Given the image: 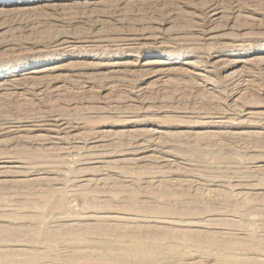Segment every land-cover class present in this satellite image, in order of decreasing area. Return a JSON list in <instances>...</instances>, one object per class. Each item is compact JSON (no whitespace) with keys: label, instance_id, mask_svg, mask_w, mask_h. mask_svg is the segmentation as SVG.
I'll return each mask as SVG.
<instances>
[{"label":"rangeland","instance_id":"1","mask_svg":"<svg viewBox=\"0 0 264 264\" xmlns=\"http://www.w3.org/2000/svg\"><path fill=\"white\" fill-rule=\"evenodd\" d=\"M59 119L66 139L38 136ZM0 165V225L14 228L0 264H111L86 255L136 242L60 227L70 217L228 213L259 229L264 0H0ZM30 165L44 190L17 181ZM149 232L151 260L177 263Z\"/></svg>","mask_w":264,"mask_h":264},{"label":"bare ground","instance_id":"2","mask_svg":"<svg viewBox=\"0 0 264 264\" xmlns=\"http://www.w3.org/2000/svg\"><path fill=\"white\" fill-rule=\"evenodd\" d=\"M63 119L57 120L56 128H53L52 126H48L47 130H45V133L42 135H38V136L39 137L41 136L45 139L47 138L50 142L52 141L53 143H57V141L66 139V136L64 135L65 133L63 134L62 130H64L65 128L67 129V124H69V122H67L68 120L66 121ZM27 121H29V119ZM30 121H33V120H30ZM46 123H48V121ZM36 124L31 123V125L33 126H35ZM48 125H50V123ZM10 130L11 129H9V131ZM67 137H68V134H67ZM53 150L56 151L58 150V148L53 149ZM144 157L145 156L142 155V157L141 156L137 157V159L140 160L141 158H143L144 160L145 159ZM102 161L103 160L101 159V162ZM153 161H156V160L154 159ZM107 163L109 162L107 161ZM126 163H129V162L127 161ZM156 163L158 166V162ZM28 166H24L23 171L19 172L20 176H23V174L25 173L24 178L21 180L18 179L17 181H31L32 179H35V178L29 177L30 175L34 174V170L33 168H31V165L30 167ZM154 166L156 167V164ZM4 167L5 166L0 165V168H1L0 172L2 173L4 172V169H3ZM9 167H14V166L9 165ZM141 167H146V165L143 164V166ZM151 167L152 166H150V168ZM106 168L108 167L106 166ZM262 168L263 167L258 168L257 166V170L258 169L260 170ZM108 170L110 169L108 168ZM10 171L14 172V169ZM243 177L246 178V175ZM241 179L243 178L241 177ZM35 180H39V185L41 186V187L39 186L40 189L44 190L43 185L49 186L48 177L47 178L38 177ZM56 183H59V181L58 182L56 181ZM241 183H242V180H241ZM51 184H55V182ZM75 186H77V184ZM82 187L81 189H83ZM253 189H256V188H253ZM72 191H75V190L72 189ZM134 199H135V194L134 192H131L130 202L133 201ZM60 203L61 202L59 201V204L57 206H59ZM37 215L38 214H35L34 220L36 219ZM231 216L232 214L227 213L225 215H222V217L213 216L214 218L211 217V218H207L204 220H201L200 218L199 219L197 218L194 220L193 219L187 220L188 219L187 218L186 220H183L182 216L178 218V217H168V216L162 217V216H157V215H142V214H136L135 216L134 215L128 216V215H123V214L122 215L94 214V215H88L84 217L67 218L68 220H76V221L75 223L74 222L68 223L69 222L68 221L67 225L65 224L62 225L61 223L62 226L60 227L68 226V227H71V229L69 230H80L79 232H77V234H81V235L92 233L93 230L96 228H98L99 230L97 232L100 233L102 231L106 235H109L111 234V232L115 231L118 233L119 235L118 237L120 238L130 237L131 239L136 241L135 243H127L124 249H120V248L117 249V248L112 247V245H106L105 247H103L104 250L99 251V252L94 251V253H88L86 255L87 258H94V259L109 261L111 264H131V263L132 264H162V262L160 261L151 260L149 253L146 251V248H145L146 245L143 239L157 236V235H151V233L149 232L150 230L161 232V236L165 237L170 242V244H166V243L164 244L162 237L152 238L156 246H159V245L165 246L167 248V251L170 254H172V257L175 260L172 262H177V263H171V264H198V261L203 262L208 258V256L210 257L211 261H213V264H264V223L259 226V229L250 230L248 227H246L247 225L246 226L244 225L246 223L242 222V218L235 220L237 218H234V217L231 218ZM215 217H217V219ZM13 229L14 228L0 225V231L11 233L12 232L11 230ZM139 232H142L140 236L136 234ZM128 233H132V234L124 236L125 234H128ZM84 242L89 245L93 244L89 237H85ZM13 243H16V244H13ZM11 244L19 245L18 242H11ZM2 245H8V244L4 243ZM183 248H186L184 252H182ZM127 249H131V252L128 253L126 251ZM77 251H85V249L81 248V249H78ZM194 256H196L198 259H195L196 257ZM47 261L48 260H44L42 261V263H46Z\"/></svg>","mask_w":264,"mask_h":264}]
</instances>
